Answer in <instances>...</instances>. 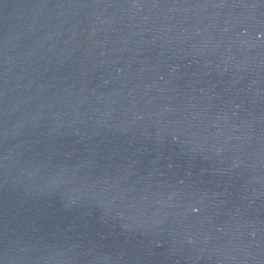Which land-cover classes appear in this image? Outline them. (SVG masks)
<instances>
[{
	"label": "water",
	"instance_id": "water-1",
	"mask_svg": "<svg viewBox=\"0 0 264 264\" xmlns=\"http://www.w3.org/2000/svg\"><path fill=\"white\" fill-rule=\"evenodd\" d=\"M0 264H264V0H0Z\"/></svg>",
	"mask_w": 264,
	"mask_h": 264
}]
</instances>
